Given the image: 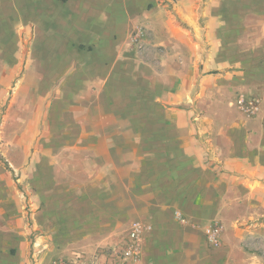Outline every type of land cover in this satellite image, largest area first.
Masks as SVG:
<instances>
[{
  "label": "crops",
  "instance_id": "1",
  "mask_svg": "<svg viewBox=\"0 0 264 264\" xmlns=\"http://www.w3.org/2000/svg\"><path fill=\"white\" fill-rule=\"evenodd\" d=\"M1 158L0 264H250L264 0H0Z\"/></svg>",
  "mask_w": 264,
  "mask_h": 264
},
{
  "label": "rangeland",
  "instance_id": "2",
  "mask_svg": "<svg viewBox=\"0 0 264 264\" xmlns=\"http://www.w3.org/2000/svg\"><path fill=\"white\" fill-rule=\"evenodd\" d=\"M168 8H170L169 3H168ZM236 95H237V92H236ZM237 106L240 108V110L242 111V113L244 115H251V114H253V111H255V105L250 103L248 100H246V97L244 99L238 97ZM1 162H3L2 158L0 160V163ZM9 178H10V180L13 179L14 182L16 183V176L14 174H12V173L9 174ZM16 188L19 189L21 187L16 185ZM40 221H42V220H40ZM44 222H46V221H44ZM55 222H58V220H55ZM138 222H140V221H134V222H132V224L138 223ZM26 223H27V227L30 228L32 222H31V218H30L29 215H28V218L26 219ZM140 223H142V222H140ZM132 224H131V226H132ZM209 225H217V226L220 227V230L217 233L215 242H212L209 239V237H208V235L206 233V227L209 226ZM126 229L127 228L125 227V230ZM129 230H131V227L129 228ZM204 234H205V238H206V241H207L208 245L210 247H212V248H215L216 250H219L220 247L222 246V241L224 240V236H225L222 224L218 223V222H212L210 224H207L205 226V228H204ZM128 237H129V234H128ZM128 241H129V238H128ZM128 241H127V243H128ZM249 241L250 242L247 243V246H245L246 247L245 248L246 249V253L242 254L241 252L236 251V252H234V256L233 257L236 258V259H240V258L246 257V258H248V262H250V264H255V262H254L255 257L257 259H260V258L264 259V246H261L260 244H256L253 239H250ZM251 242H253V243L250 244ZM127 243H126L125 246L119 248L118 250L111 251L112 253L115 252V253H113V256H114L116 262L121 263L123 261L126 262V261H128L130 259L136 258V256H134V257H124L123 256V249L127 246ZM118 263H115V264H118ZM53 264H64V263L60 262V261H56ZM105 264H107V263H105Z\"/></svg>",
  "mask_w": 264,
  "mask_h": 264
},
{
  "label": "built area",
  "instance_id": "3",
  "mask_svg": "<svg viewBox=\"0 0 264 264\" xmlns=\"http://www.w3.org/2000/svg\"><path fill=\"white\" fill-rule=\"evenodd\" d=\"M145 230L146 226L140 222L132 224L131 230L129 231V241L127 246L123 249L124 257H134L138 255L141 235ZM219 230L220 227L217 225H209L206 227V233L212 242L216 241V236Z\"/></svg>",
  "mask_w": 264,
  "mask_h": 264
}]
</instances>
